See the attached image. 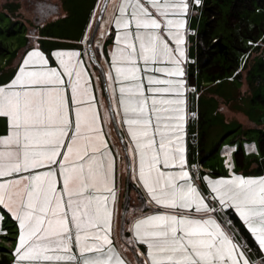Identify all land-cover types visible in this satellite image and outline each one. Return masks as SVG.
<instances>
[{"label": "snow or ice", "instance_id": "obj_1", "mask_svg": "<svg viewBox=\"0 0 264 264\" xmlns=\"http://www.w3.org/2000/svg\"><path fill=\"white\" fill-rule=\"evenodd\" d=\"M34 10L40 19L52 12L42 0ZM188 13V0H121L106 72L101 66L103 116L100 78L94 85L78 50H55L53 66L32 46L0 84V205L18 222L13 264H131L114 243L116 155L104 131L112 112L128 134L130 179L152 206L119 221L135 264H256L227 210L264 249V176H205L204 193L186 167Z\"/></svg>", "mask_w": 264, "mask_h": 264}, {"label": "rangeland", "instance_id": "obj_2", "mask_svg": "<svg viewBox=\"0 0 264 264\" xmlns=\"http://www.w3.org/2000/svg\"><path fill=\"white\" fill-rule=\"evenodd\" d=\"M60 4L61 14L47 23L37 25L34 20V0H0V84L9 82L18 70V65L32 46L40 47L48 54L53 66L56 62L52 53L55 50H78L81 58L92 76L100 84L95 85L99 98L104 96L107 107L101 74L92 63L88 51V40L93 32L96 19L104 0H56ZM121 0H110L100 28L94 40V48L100 50V64L105 72L110 62V47H114L116 29L110 18ZM189 13L186 15V50L185 62L186 82V124L185 144L187 149V165L193 177L198 180L204 193L209 191L203 177L213 179L229 177L232 173L244 176H264V152L261 150V134L264 132V45L255 46L251 56L245 58L250 69V81L241 80L237 73L228 72L220 80H213L203 71L197 56L198 33L206 28L201 9L192 0H188ZM200 12V13H199ZM264 18L260 14L253 16L254 21ZM87 37V40H85ZM171 43V41H170ZM248 59V60H247ZM248 69V70H249ZM245 72H247L245 70ZM231 74V75H230ZM146 79V78H145ZM256 80L253 84L252 81ZM101 110V114L103 116ZM116 115L125 141L128 134L119 115ZM111 119L104 121L109 130L107 140L116 155V173L118 188L119 215L114 222V243L121 249L125 257L135 264L137 257L132 247L120 237V223L126 210L127 201V162L122 146L112 125ZM6 134V119L0 116V136ZM112 137V138H111ZM230 152V156L226 153ZM238 154L241 155L239 160ZM226 161L228 163H226ZM231 164V168L228 167ZM124 175L123 186L118 174ZM129 221L133 210L140 208L144 213L152 211V206L142 207L140 193L147 196L136 180L130 179L129 187ZM138 195H137V194ZM137 195V196H136ZM227 218L233 221L237 238L246 244L244 249L250 262L264 261V249L258 246L250 232L239 220L234 210H227ZM18 222L0 205V257L6 255L13 264L14 250L18 240ZM123 236H131L124 232ZM127 249V251H125ZM144 249L141 248V251Z\"/></svg>", "mask_w": 264, "mask_h": 264}, {"label": "trees", "instance_id": "obj_3", "mask_svg": "<svg viewBox=\"0 0 264 264\" xmlns=\"http://www.w3.org/2000/svg\"><path fill=\"white\" fill-rule=\"evenodd\" d=\"M42 2L49 5L52 12L44 19L35 16L34 22L37 25L45 24L61 14L60 4L56 0ZM198 6L202 8L201 15L206 28L198 33V59L195 64L199 63L214 81L224 78L228 72L237 73L241 80L249 78L250 81V69L245 58L249 59L255 52L253 47L264 45V18L257 23L253 19L256 14L264 17V0H201ZM252 82L255 84L256 80ZM260 142L264 152V132ZM238 157L239 160L242 158L240 154ZM131 186L130 184L129 190ZM142 196L140 193V204ZM129 200L130 198L126 201V210L130 204ZM0 264H11V261L6 255H2Z\"/></svg>", "mask_w": 264, "mask_h": 264}, {"label": "water", "instance_id": "obj_4", "mask_svg": "<svg viewBox=\"0 0 264 264\" xmlns=\"http://www.w3.org/2000/svg\"><path fill=\"white\" fill-rule=\"evenodd\" d=\"M109 2H110V0H104V3L102 5L100 13H99V15H98V17L96 19V23L94 25L93 32H92V34H91V36H90V38L88 40V45H87V51H88L89 57H90L92 63L95 65L96 68H98V70H99V72L101 74L103 88H104L105 97H106V101H107V107H109V103H108L109 92H108V89H107V86H106L107 85V78H106V75L104 74L105 70H104V72L101 71V66L102 65L100 64V61L98 59V56H97L95 48H94V40H95V37H96V35L98 33V30L100 28L101 22H102V20L104 18L105 12H106V11L103 10L104 6H105V4H107V7H108ZM110 119H111V122L113 124L114 130H115V132L117 134L118 140H119V142H120V144H121V146H122V148L124 150L125 145H126V141H125L124 135H123V139L121 138L120 134L123 133V132H122L120 126H119V123L117 121L115 112L110 113ZM126 158H127V182H128L127 183V197L126 198L128 199L129 198V181H130V170H129L128 165L130 163V159L128 157H126Z\"/></svg>", "mask_w": 264, "mask_h": 264}, {"label": "crops", "instance_id": "obj_5", "mask_svg": "<svg viewBox=\"0 0 264 264\" xmlns=\"http://www.w3.org/2000/svg\"><path fill=\"white\" fill-rule=\"evenodd\" d=\"M194 3H195V0H192ZM200 2H201V0H200ZM200 2H199V4H200ZM196 5H198L197 3H195ZM111 46V45H110ZM109 46V49L111 50L113 47H110ZM96 50V54H97V56H98V59H99V61H100V50H99V48H97V49H95ZM102 79V78H101ZM104 94H105V92H104ZM105 99H106V97H105ZM106 104H107V101H106ZM102 110V112H103V108L101 109ZM110 123H112V122H110ZM113 125V124H112ZM108 130H109V128H108V126H107V124H105V126H104V131H105V133H106V138H107V135H108ZM112 138V137H111ZM110 146V145H109ZM123 149V148H122ZM123 152H124V150H123ZM118 180L122 183V186H123V182H124V175L122 174V172H119V174H118ZM137 194V193H136ZM138 195V194H137ZM136 195V196H137ZM5 209V211L7 212V213H10L6 208H4ZM119 237H120V239H121V234H119Z\"/></svg>", "mask_w": 264, "mask_h": 264}]
</instances>
